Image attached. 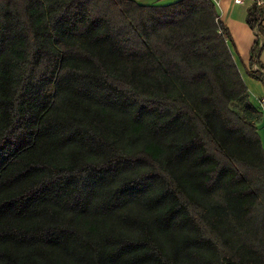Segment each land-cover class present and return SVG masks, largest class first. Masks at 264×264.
I'll use <instances>...</instances> for the list:
<instances>
[{
    "label": "trees",
    "instance_id": "1",
    "mask_svg": "<svg viewBox=\"0 0 264 264\" xmlns=\"http://www.w3.org/2000/svg\"><path fill=\"white\" fill-rule=\"evenodd\" d=\"M233 46L213 0H0V264H264Z\"/></svg>",
    "mask_w": 264,
    "mask_h": 264
},
{
    "label": "crops",
    "instance_id": "2",
    "mask_svg": "<svg viewBox=\"0 0 264 264\" xmlns=\"http://www.w3.org/2000/svg\"><path fill=\"white\" fill-rule=\"evenodd\" d=\"M213 1L216 4L221 20L229 28L233 38L234 57L248 87L249 99L262 112V117L257 127L264 148V84L247 74V70L250 69L249 50L255 39V34L245 22V16L247 7L253 0H243L241 2H234V0ZM260 60L264 63V47Z\"/></svg>",
    "mask_w": 264,
    "mask_h": 264
},
{
    "label": "rangeland",
    "instance_id": "3",
    "mask_svg": "<svg viewBox=\"0 0 264 264\" xmlns=\"http://www.w3.org/2000/svg\"><path fill=\"white\" fill-rule=\"evenodd\" d=\"M141 3H158V4H164L168 3L172 0H138Z\"/></svg>",
    "mask_w": 264,
    "mask_h": 264
},
{
    "label": "built area",
    "instance_id": "4",
    "mask_svg": "<svg viewBox=\"0 0 264 264\" xmlns=\"http://www.w3.org/2000/svg\"><path fill=\"white\" fill-rule=\"evenodd\" d=\"M241 1H243V0H234V2H241Z\"/></svg>",
    "mask_w": 264,
    "mask_h": 264
}]
</instances>
